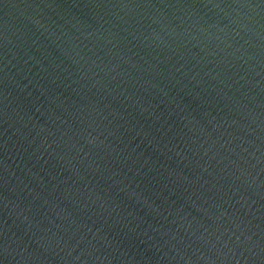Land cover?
I'll use <instances>...</instances> for the list:
<instances>
[{
  "label": "water",
  "instance_id": "obj_1",
  "mask_svg": "<svg viewBox=\"0 0 264 264\" xmlns=\"http://www.w3.org/2000/svg\"><path fill=\"white\" fill-rule=\"evenodd\" d=\"M0 264H264V0H0Z\"/></svg>",
  "mask_w": 264,
  "mask_h": 264
}]
</instances>
